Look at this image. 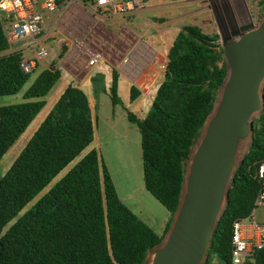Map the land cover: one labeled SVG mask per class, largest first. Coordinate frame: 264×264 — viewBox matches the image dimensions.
I'll return each mask as SVG.
<instances>
[{
	"label": "trees",
	"instance_id": "trees-1",
	"mask_svg": "<svg viewBox=\"0 0 264 264\" xmlns=\"http://www.w3.org/2000/svg\"><path fill=\"white\" fill-rule=\"evenodd\" d=\"M7 49L0 27V96L15 94L30 78L20 68L21 52L4 53ZM226 72L218 35L182 26L167 50L150 110L142 118L125 111L140 134L144 188L170 215L164 233L179 205L192 147ZM59 76L58 71L43 72L24 102L0 106V160L45 106L44 97ZM139 95L130 88L131 101ZM109 97L112 106L120 104L114 72ZM93 139L87 96L70 84L0 178V264H145L147 254L159 246L162 238L118 198L95 149L40 195ZM263 159L264 107L253 123L248 152L229 182L207 251L210 259L232 264L231 226L251 214L260 187L254 171ZM251 264H264V244Z\"/></svg>",
	"mask_w": 264,
	"mask_h": 264
},
{
	"label": "rangeland",
	"instance_id": "rangeland-1",
	"mask_svg": "<svg viewBox=\"0 0 264 264\" xmlns=\"http://www.w3.org/2000/svg\"><path fill=\"white\" fill-rule=\"evenodd\" d=\"M138 10L130 17L132 23L143 31H149L151 36L159 38V53L164 58L170 47L177 31L185 25H196L206 34H229L236 27L252 23L259 27L264 20V0H136ZM147 1V2H146ZM155 27L153 28V25ZM224 25L225 28H222ZM152 26V28H151ZM221 44V43H220ZM27 56V54H26ZM47 59V57L45 58ZM42 69L39 66L31 73L29 81L15 95L0 96V106L24 102L23 93L30 86L35 76ZM159 76L151 86L150 93L154 95L155 86L162 80L163 67L159 66ZM229 67H227V72ZM161 78V79H160ZM61 86H55L44 98L45 106L37 114L27 129L13 143L9 150L0 160V178L8 170L16 156L24 148L31 136L34 134L40 123L53 107ZM154 90V91H153ZM261 90H264V76L261 81ZM142 94L135 100L129 98L130 90L126 86L120 87L118 98L120 104L112 106L109 95L99 93L93 95L88 93L91 100L94 98L98 105L93 111L94 139L93 142L72 161L50 185L41 192L42 195L48 188L58 180L73 164L91 149H95L104 161L109 172L115 191L121 202L139 219L150 226L154 232L162 238L161 243L152 252L147 254L145 264L156 263L157 250H161L167 241L169 231L164 233V222L169 218L167 210L156 201L144 188L142 181V163L140 151V134L136 126L128 122L125 111L136 115L138 118L144 117L151 107V94ZM220 91L215 100V107L219 103ZM261 109L253 114V123L261 115ZM112 113L114 119L112 120ZM97 117V118H96ZM96 118V119H95ZM112 120V121H111ZM209 120V118H208ZM207 120V122H208ZM115 131H111V127ZM128 127H131L128 129ZM204 135V128L200 130L190 155V161L186 164L187 172L192 164L199 143ZM252 138L247 134L244 140L239 141L235 152V168L240 163L243 156L248 152ZM229 186H226L228 189ZM39 195V196H40ZM34 203L31 202L30 207ZM224 206V202L222 207ZM255 220L259 222L264 217V209L259 207L254 211ZM210 260L207 253V261ZM205 261V260H204ZM203 261V263H204ZM202 263V264H203ZM218 264H224L217 259Z\"/></svg>",
	"mask_w": 264,
	"mask_h": 264
},
{
	"label": "water",
	"instance_id": "water-1",
	"mask_svg": "<svg viewBox=\"0 0 264 264\" xmlns=\"http://www.w3.org/2000/svg\"><path fill=\"white\" fill-rule=\"evenodd\" d=\"M220 43L229 71L219 89V103L201 128L204 135L184 174L179 205L155 264L207 260L214 227L226 203V186L235 171L236 148L247 134L252 138L251 119L264 107V20L259 27L252 23L236 27L223 34Z\"/></svg>",
	"mask_w": 264,
	"mask_h": 264
},
{
	"label": "crops",
	"instance_id": "crops-1",
	"mask_svg": "<svg viewBox=\"0 0 264 264\" xmlns=\"http://www.w3.org/2000/svg\"><path fill=\"white\" fill-rule=\"evenodd\" d=\"M105 14L103 8L95 6V0H67L55 12L44 11V36L39 45L46 53L36 62L33 71L39 66L42 69L23 95L43 72L58 71L60 76L52 88L61 86L59 96L70 84L81 89L87 96L93 119V111L98 103L94 98L91 100L88 93L109 95L113 72L117 77V94L122 86L129 90L135 87L140 95L149 94L151 86L159 76L158 67L162 66L164 71L166 64V55L159 60L162 57L159 53V38L152 37L149 31H143L132 23L130 17L134 12L112 18H105ZM20 52L24 58L31 56L29 50ZM93 57L97 58L89 65ZM151 95L153 98V92ZM111 119H114L113 113ZM110 129L115 131L113 126ZM168 220L169 218L164 222L163 229ZM216 262V258L210 259V264H218Z\"/></svg>",
	"mask_w": 264,
	"mask_h": 264
},
{
	"label": "built area",
	"instance_id": "built-area-1",
	"mask_svg": "<svg viewBox=\"0 0 264 264\" xmlns=\"http://www.w3.org/2000/svg\"><path fill=\"white\" fill-rule=\"evenodd\" d=\"M83 2L82 0H80ZM95 6L103 8L105 18L122 17L138 8L136 0H95ZM59 9L55 0H0V27L8 45V53L29 50L31 56L22 57L20 68L31 73L36 62L46 51L40 41L44 36L42 17L44 11ZM97 57L89 61L92 65ZM254 178L260 187L249 217L234 221L231 226L230 257L232 264H251L256 251L264 244V217L256 222L254 211L264 209V159L257 165Z\"/></svg>",
	"mask_w": 264,
	"mask_h": 264
},
{
	"label": "flooded vegetation",
	"instance_id": "flooded-vegetation-1",
	"mask_svg": "<svg viewBox=\"0 0 264 264\" xmlns=\"http://www.w3.org/2000/svg\"><path fill=\"white\" fill-rule=\"evenodd\" d=\"M223 25V24H222ZM222 28H225L224 25L222 26ZM233 30V29H232Z\"/></svg>",
	"mask_w": 264,
	"mask_h": 264
}]
</instances>
